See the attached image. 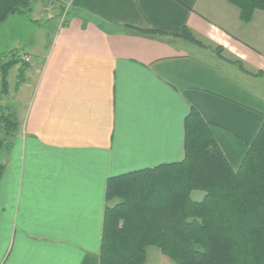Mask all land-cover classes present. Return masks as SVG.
<instances>
[{"label":"crops","instance_id":"crops-1","mask_svg":"<svg viewBox=\"0 0 264 264\" xmlns=\"http://www.w3.org/2000/svg\"><path fill=\"white\" fill-rule=\"evenodd\" d=\"M68 2L64 23L4 54L21 61L8 77L19 112L3 147L0 264H100L109 178L181 161L192 108L235 170L264 124V10L245 19L227 0ZM51 6L32 0L34 27Z\"/></svg>","mask_w":264,"mask_h":264},{"label":"trees","instance_id":"trees-1","mask_svg":"<svg viewBox=\"0 0 264 264\" xmlns=\"http://www.w3.org/2000/svg\"><path fill=\"white\" fill-rule=\"evenodd\" d=\"M227 1L245 19L264 10V0ZM31 10L32 0H0V24ZM182 35L196 41L188 29ZM4 57L0 52L5 95L21 59ZM184 127L181 161L109 178L100 264H144L149 246L178 264H264V124L238 170L197 109ZM17 128L15 113L0 114V150ZM4 169L0 161V180ZM194 191L204 192L201 200Z\"/></svg>","mask_w":264,"mask_h":264},{"label":"rangeland","instance_id":"rangeland-1","mask_svg":"<svg viewBox=\"0 0 264 264\" xmlns=\"http://www.w3.org/2000/svg\"><path fill=\"white\" fill-rule=\"evenodd\" d=\"M52 5L49 12L46 14L47 21L42 20L39 22V26L34 27L31 23L30 17L27 14H16L10 16L6 21L0 24V52L2 54H9L10 48H17L15 49V52H24L29 51L26 47H23V44L25 41H37V36L39 34V27L48 28V26L55 24V20L53 19H60L62 23L65 22L68 13L69 8L67 9L66 6L69 4L68 0H54V2H50ZM55 4V5H54ZM68 7V6H67ZM53 8H59L57 12H53ZM53 14V15H49ZM27 15V16H26ZM50 27L51 29H53ZM51 31V30H50ZM42 53V52H41ZM43 54V53H42ZM13 58V57H12ZM11 58V59H12ZM43 56L39 58L40 62H42ZM5 59V58H4ZM10 60V59H9ZM30 59L27 62H29ZM40 67V66H39ZM16 74V73H15ZM18 79V78H17ZM10 84L11 86H15L16 84V78L15 75H11L10 77ZM1 85H2V78L0 74V114L2 112L5 113H15V116L17 118V112H19L18 109V100H14V98L10 95H4L1 92ZM18 121V120H17ZM12 136H8L6 140V147H9V141ZM13 142V141H12ZM3 148L0 150V161L4 159V152ZM204 195V192L202 191H194L193 192V199L195 200H201L202 196ZM114 202V201H113ZM111 202V203H113ZM144 264H178L175 260L171 259L169 256L164 255L158 248L154 246H149L147 248V257Z\"/></svg>","mask_w":264,"mask_h":264},{"label":"built area","instance_id":"built-area-1","mask_svg":"<svg viewBox=\"0 0 264 264\" xmlns=\"http://www.w3.org/2000/svg\"><path fill=\"white\" fill-rule=\"evenodd\" d=\"M50 2H54V0H50ZM55 5V4H54ZM68 6V7H67ZM66 6V8L68 9L69 8V4ZM49 15H53V14H49Z\"/></svg>","mask_w":264,"mask_h":264}]
</instances>
